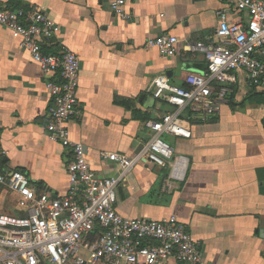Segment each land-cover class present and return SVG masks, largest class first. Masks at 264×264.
Masks as SVG:
<instances>
[{"label": "crops", "instance_id": "crops-1", "mask_svg": "<svg viewBox=\"0 0 264 264\" xmlns=\"http://www.w3.org/2000/svg\"><path fill=\"white\" fill-rule=\"evenodd\" d=\"M34 6L55 27L42 39L44 53L67 46L80 59V114L68 125L71 137L84 143L98 174L112 177L118 167L99 153L133 157L141 151L152 134L148 122L170 110L152 96L154 79L165 74L186 87L188 74L205 72L203 55L190 46L215 35L228 0H128V21L114 14L110 0H0L5 9ZM230 20L238 19L232 14ZM163 35L179 39L175 57L147 46ZM234 75L220 113L204 119L185 112L191 139L164 135L181 161L178 172L174 161L162 167L143 160L118 188L116 208L125 218L175 216L208 264H264V90L252 88L246 72ZM49 106L42 69L20 39L0 26L5 167L23 172L39 192L65 196L70 154L48 136Z\"/></svg>", "mask_w": 264, "mask_h": 264}, {"label": "built area", "instance_id": "built-area-1", "mask_svg": "<svg viewBox=\"0 0 264 264\" xmlns=\"http://www.w3.org/2000/svg\"><path fill=\"white\" fill-rule=\"evenodd\" d=\"M110 4L117 17L130 19L128 0H110ZM232 14L237 21L230 20ZM0 26L20 39L42 69L50 102L47 133L70 154L68 192L58 196L37 191L23 172L7 170V151L0 143V186L18 197L21 211L18 216L0 214V264H167L171 259L179 264H208L199 243L175 216L159 220L121 216L116 208L118 188L143 160L162 167L174 161L178 172L181 161L164 135L191 139L185 112L204 119L220 113L236 72H246L249 85L264 90V0H228L215 35L190 46L204 56L206 71L188 74L186 87L173 85L165 74L154 79L152 96L170 110L148 122L152 134L137 155L99 153L102 161L118 167L112 177L91 167L84 143L74 141L68 127L80 114L79 57L67 46L58 54L44 53L42 39L51 37L55 27L38 6L0 8ZM179 43L176 36L163 35L147 46L172 58Z\"/></svg>", "mask_w": 264, "mask_h": 264}, {"label": "rangeland", "instance_id": "rangeland-1", "mask_svg": "<svg viewBox=\"0 0 264 264\" xmlns=\"http://www.w3.org/2000/svg\"><path fill=\"white\" fill-rule=\"evenodd\" d=\"M20 209L15 197L4 188H0V214L17 215Z\"/></svg>", "mask_w": 264, "mask_h": 264}, {"label": "water", "instance_id": "water-1", "mask_svg": "<svg viewBox=\"0 0 264 264\" xmlns=\"http://www.w3.org/2000/svg\"><path fill=\"white\" fill-rule=\"evenodd\" d=\"M202 60L205 61L204 56L202 57ZM206 66V65H205ZM189 71H195V67H186ZM206 68V67H205ZM206 71V70H205Z\"/></svg>", "mask_w": 264, "mask_h": 264}, {"label": "trees", "instance_id": "trees-1", "mask_svg": "<svg viewBox=\"0 0 264 264\" xmlns=\"http://www.w3.org/2000/svg\"><path fill=\"white\" fill-rule=\"evenodd\" d=\"M192 116H194V113L192 111H188Z\"/></svg>", "mask_w": 264, "mask_h": 264}]
</instances>
